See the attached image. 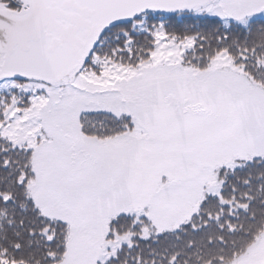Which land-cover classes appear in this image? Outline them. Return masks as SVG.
Here are the masks:
<instances>
[{"label":"snow or ice","instance_id":"6c2138e0","mask_svg":"<svg viewBox=\"0 0 264 264\" xmlns=\"http://www.w3.org/2000/svg\"><path fill=\"white\" fill-rule=\"evenodd\" d=\"M0 264H264V0H0Z\"/></svg>","mask_w":264,"mask_h":264}]
</instances>
